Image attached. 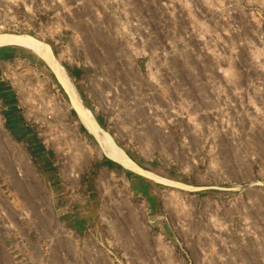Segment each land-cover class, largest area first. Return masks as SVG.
Instances as JSON below:
<instances>
[{
    "label": "rangeland",
    "instance_id": "374dc122",
    "mask_svg": "<svg viewBox=\"0 0 264 264\" xmlns=\"http://www.w3.org/2000/svg\"><path fill=\"white\" fill-rule=\"evenodd\" d=\"M0 33L78 71L99 126L159 177L107 157L54 71L10 45L0 264H264V0H0Z\"/></svg>",
    "mask_w": 264,
    "mask_h": 264
},
{
    "label": "bare ground",
    "instance_id": "6f19581e",
    "mask_svg": "<svg viewBox=\"0 0 264 264\" xmlns=\"http://www.w3.org/2000/svg\"><path fill=\"white\" fill-rule=\"evenodd\" d=\"M10 45H18L33 50L54 71L59 83L69 95L71 104L78 112L82 123L86 126L91 135L95 137L96 141L101 147L102 152L107 157L118 162L124 168L140 172L148 178H157L156 175H153L152 173L141 169V167H138L137 164H135L113 141L112 137L99 126L91 111L81 102V99L79 98L77 91L67 74V71L60 64L58 59L54 57L50 47L47 44H44L26 34L0 33V47Z\"/></svg>",
    "mask_w": 264,
    "mask_h": 264
},
{
    "label": "trees",
    "instance_id": "16d2710c",
    "mask_svg": "<svg viewBox=\"0 0 264 264\" xmlns=\"http://www.w3.org/2000/svg\"><path fill=\"white\" fill-rule=\"evenodd\" d=\"M10 49H13V47L12 46H4V47H1L0 48V60H7V59H11V58H13V57H15L14 56V54L10 51ZM76 72V73H75ZM74 73L76 74V75H78V71H75ZM75 74H70L69 73V76H74ZM1 92H4V90L3 89H1ZM3 95V98H5V101L7 100V94L5 95V94H2ZM18 120V117H14V119H11L10 118V123H15L16 121ZM97 122L99 123V124H101L100 123V120L99 119H97ZM15 125V124H14ZM108 162H110V160H107ZM140 167H142V168H144V169H146L145 167H143L142 165H140L139 163H137ZM128 174H129V172H128Z\"/></svg>",
    "mask_w": 264,
    "mask_h": 264
}]
</instances>
